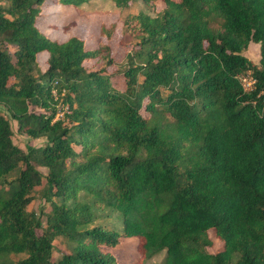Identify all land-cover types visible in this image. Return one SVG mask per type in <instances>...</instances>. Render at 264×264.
Here are the masks:
<instances>
[{"label":"trees","instance_id":"1","mask_svg":"<svg viewBox=\"0 0 264 264\" xmlns=\"http://www.w3.org/2000/svg\"><path fill=\"white\" fill-rule=\"evenodd\" d=\"M86 1L0 0V264H117L127 237L139 264H264V0L127 12L135 41L113 70L111 27L92 46L42 28L47 7ZM9 119L43 141L19 147Z\"/></svg>","mask_w":264,"mask_h":264},{"label":"rangeland","instance_id":"2","mask_svg":"<svg viewBox=\"0 0 264 264\" xmlns=\"http://www.w3.org/2000/svg\"><path fill=\"white\" fill-rule=\"evenodd\" d=\"M161 0H132L124 6H117L112 0H87L84 4L78 7H72L68 5L53 4L46 8L45 16L48 23H52V26L47 28L42 26L44 32L53 35L56 32L55 27L57 25L62 26L61 31L58 33L63 37V33H75L82 36L88 46L95 45L99 38V27H111L112 34L108 38L109 52L108 55L112 56L113 61L107 66L108 70H113L115 67L120 68L125 63L124 53L130 50L133 45L134 38H132L125 27L121 24L123 16L127 12L144 11L148 14L154 15L162 6ZM103 38V36H102ZM242 54L249 58L252 62L257 63L259 52L258 44L255 42H249L245 49L242 50ZM46 51H41L37 55V60L41 67L45 65ZM101 59L91 60L92 63L100 64ZM117 75V74H116ZM115 75V76H116ZM2 111V109H1ZM7 117L8 114L5 113ZM12 128V141L21 148H25V143L30 142L34 145L43 141L42 137H35L29 139L28 136L19 132L15 128V122L9 119ZM43 170V169H42ZM33 199L29 202L27 209L34 210L36 213L39 210L46 207L47 202L41 197L40 186H35L33 191ZM101 212L102 210H97ZM106 215L95 219V222H103L107 220ZM207 234L211 240V244L208 246L209 251H215L220 248L221 241L213 235V230L208 229ZM135 238L127 237L121 238L120 243L112 248V252L116 256L117 264H139L137 261V253L135 252ZM65 247V241L62 237H55L53 240V255L59 253L61 248ZM163 251L158 254L145 259L140 264H160ZM22 254L14 255V258L21 256Z\"/></svg>","mask_w":264,"mask_h":264},{"label":"built area","instance_id":"3","mask_svg":"<svg viewBox=\"0 0 264 264\" xmlns=\"http://www.w3.org/2000/svg\"><path fill=\"white\" fill-rule=\"evenodd\" d=\"M239 81L244 89H248L253 82V78L249 74H240Z\"/></svg>","mask_w":264,"mask_h":264}]
</instances>
